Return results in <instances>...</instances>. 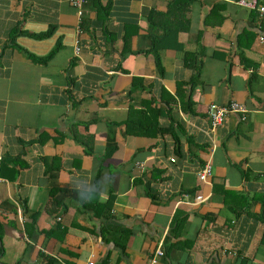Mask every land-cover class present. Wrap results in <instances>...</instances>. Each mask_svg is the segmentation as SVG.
Returning a JSON list of instances; mask_svg holds the SVG:
<instances>
[{"label": "crops", "instance_id": "0c3cea01", "mask_svg": "<svg viewBox=\"0 0 264 264\" xmlns=\"http://www.w3.org/2000/svg\"><path fill=\"white\" fill-rule=\"evenodd\" d=\"M186 1L101 0V25L90 0L81 20L71 0H0V264H147L161 242L157 264H264V23L237 0ZM58 43L46 64L18 47ZM186 52L203 61L193 89ZM233 102L245 120L212 128L209 106ZM130 109H164L162 134H126Z\"/></svg>", "mask_w": 264, "mask_h": 264}, {"label": "trees", "instance_id": "16d2710c", "mask_svg": "<svg viewBox=\"0 0 264 264\" xmlns=\"http://www.w3.org/2000/svg\"><path fill=\"white\" fill-rule=\"evenodd\" d=\"M90 1H91L92 5H93V7L97 13L98 21L101 23V25H104L110 16L111 4H107L106 6H104L102 4L101 0H90ZM191 1L192 0H187L185 2V6L189 5L191 3ZM161 15H164V14H161ZM151 17L152 16L150 15V19H151ZM53 32H54V29H50L47 32L39 33V34H30V33H24V32H21L20 34H27L28 36L33 37L34 39L43 40V39L51 37ZM164 32H165V37H170V38L172 37V34L170 32H168L167 30H165ZM163 39H164V37H163ZM163 39L161 38V40H163ZM124 41H125L124 42V51H125L127 49L128 40H126V38H124ZM14 45H16V44H14ZM152 45H153L152 49H150L149 51H146V53H150V54L154 55L157 72L161 77H163L165 70H164V66L162 63V53L161 52L165 46L162 44V42L160 40H158L156 38L152 40ZM18 47L20 50H23L26 53V55L29 58H31L34 62H36L38 64H46L60 50L61 44L58 43L57 46L48 55H46L44 57H37V56L33 55L32 53H30L29 51H26L24 48H22L20 46H18ZM184 63L194 73L193 77L191 78V81L188 83L189 85H191V88L193 89L194 86L197 85L198 82L200 81L202 67H203V61L197 60V53L186 52L185 58H184ZM139 81H142V79H139V78L134 79V88H138L137 83ZM140 84H142V83L140 82ZM140 87L144 88L143 85H140ZM182 87H183L182 84H178L177 89H180ZM161 93H167V91L162 89ZM177 95H178V90H177ZM161 99L163 101V96H161ZM175 101H176L175 98L171 97L170 100H165V104H166V106H169L168 105L169 103H173ZM181 105H182V109L184 112H186V113L191 112L192 107H193V101H192L190 95L187 96L186 102L183 103V101H181ZM140 112L146 113L145 111H140ZM153 112L155 113L154 118H151V116L146 114L144 116H141L139 119H137V118H134L135 113H134L133 109H130V115H129L128 119L124 122V124H122L126 128V130H125L126 134L132 135V136L148 137V138H156L159 134H162L163 127L160 124V119L163 118L164 116H166L164 113V109H159V110L156 109ZM167 116H169L170 119L172 120L171 111H168ZM171 128H172V126H171ZM171 137L173 138V140L176 144L174 151L176 153H179L181 150V147L179 145V137L173 128L171 131ZM80 142H82L85 146L89 147V145H87V142L85 140H80ZM111 153L112 152L108 150L107 154L109 155ZM152 198L154 200L156 199V197L154 195H152ZM176 216H175V218H176ZM177 217L179 218V216H177ZM178 218L174 219V224L176 225V228L181 227L187 221V216H185V215L183 218H179V219ZM34 220H35V217L32 218V221H34ZM54 263L55 262L52 258L47 259V264H54Z\"/></svg>", "mask_w": 264, "mask_h": 264}, {"label": "built area", "instance_id": "2783aa9c", "mask_svg": "<svg viewBox=\"0 0 264 264\" xmlns=\"http://www.w3.org/2000/svg\"><path fill=\"white\" fill-rule=\"evenodd\" d=\"M72 5L77 9L78 15L81 18L83 17V9L87 3V0H71ZM237 3L250 11L257 13L258 17L264 23V0H237ZM81 23V22H80ZM79 31V28H78ZM261 42H264V37L260 38ZM80 46H76V52L79 53ZM248 112V108L240 103L233 102L230 105L221 106L217 104H212L209 106L207 111L211 127L218 128L225 122V119L230 114H238L241 120H245V114ZM174 161V159L172 160ZM137 166H141L140 163H137ZM213 176V167L212 163L208 161L202 168L201 171L198 172V179L202 183L210 185V179ZM208 200V197L198 196L195 199L196 204L205 203ZM165 256L164 244L161 242L156 250L152 253L150 259L147 264H157L161 258ZM87 264H97L95 260H89Z\"/></svg>", "mask_w": 264, "mask_h": 264}]
</instances>
